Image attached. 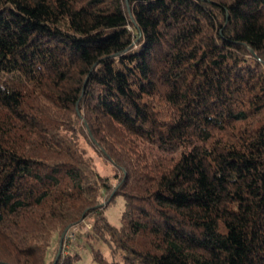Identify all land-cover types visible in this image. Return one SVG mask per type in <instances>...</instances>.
I'll list each match as a JSON object with an SVG mask.
<instances>
[{"label":"trees","instance_id":"obj_1","mask_svg":"<svg viewBox=\"0 0 264 264\" xmlns=\"http://www.w3.org/2000/svg\"><path fill=\"white\" fill-rule=\"evenodd\" d=\"M81 225L124 264H264V0H0V264H73Z\"/></svg>","mask_w":264,"mask_h":264},{"label":"rangeland","instance_id":"obj_2","mask_svg":"<svg viewBox=\"0 0 264 264\" xmlns=\"http://www.w3.org/2000/svg\"><path fill=\"white\" fill-rule=\"evenodd\" d=\"M94 157L96 160H100L96 155H94ZM99 168L102 171L104 170V172L106 171L110 173L108 166H98V169ZM123 208L124 200L122 196L119 194L115 195L114 200L104 210V214L109 223L114 226L120 225ZM72 231L74 235L67 245L70 247L74 246L79 254V258L73 264H98L93 258V252L96 250L99 251L108 261L115 260L119 262V264H124L118 255H112L108 241L88 236L87 230L83 225L74 227ZM69 233L73 234L71 232Z\"/></svg>","mask_w":264,"mask_h":264},{"label":"water","instance_id":"obj_3","mask_svg":"<svg viewBox=\"0 0 264 264\" xmlns=\"http://www.w3.org/2000/svg\"><path fill=\"white\" fill-rule=\"evenodd\" d=\"M67 229L64 230V232L61 234V237H60V242H59V247H58V251H57V254H56V258L59 256L60 252H61V249H62V242H63V238L65 236V233H66Z\"/></svg>","mask_w":264,"mask_h":264},{"label":"built area","instance_id":"obj_4","mask_svg":"<svg viewBox=\"0 0 264 264\" xmlns=\"http://www.w3.org/2000/svg\"><path fill=\"white\" fill-rule=\"evenodd\" d=\"M72 237H73V234H70V233H67L65 235V239L64 240H65L66 245L68 244V242H70L69 240H71Z\"/></svg>","mask_w":264,"mask_h":264}]
</instances>
